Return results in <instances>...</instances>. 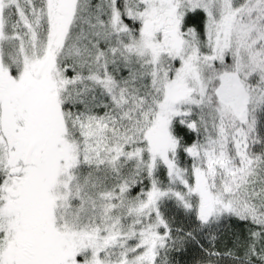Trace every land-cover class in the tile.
I'll list each match as a JSON object with an SVG mask.
<instances>
[{"label": "snow or ice", "instance_id": "1", "mask_svg": "<svg viewBox=\"0 0 264 264\" xmlns=\"http://www.w3.org/2000/svg\"><path fill=\"white\" fill-rule=\"evenodd\" d=\"M0 264H264V0H0Z\"/></svg>", "mask_w": 264, "mask_h": 264}]
</instances>
